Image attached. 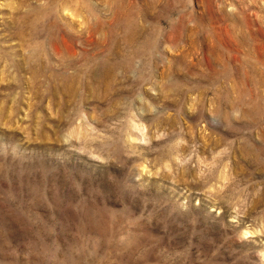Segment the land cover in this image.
<instances>
[{
    "label": "rangeland",
    "instance_id": "rangeland-1",
    "mask_svg": "<svg viewBox=\"0 0 264 264\" xmlns=\"http://www.w3.org/2000/svg\"><path fill=\"white\" fill-rule=\"evenodd\" d=\"M0 264H264V0H0Z\"/></svg>",
    "mask_w": 264,
    "mask_h": 264
}]
</instances>
